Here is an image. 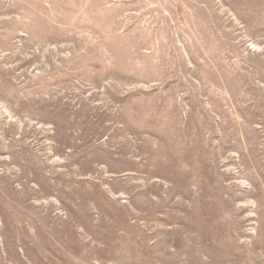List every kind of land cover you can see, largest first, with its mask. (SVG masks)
Wrapping results in <instances>:
<instances>
[{"label":"rangeland","instance_id":"1","mask_svg":"<svg viewBox=\"0 0 264 264\" xmlns=\"http://www.w3.org/2000/svg\"><path fill=\"white\" fill-rule=\"evenodd\" d=\"M0 264H264V0H0Z\"/></svg>","mask_w":264,"mask_h":264}]
</instances>
